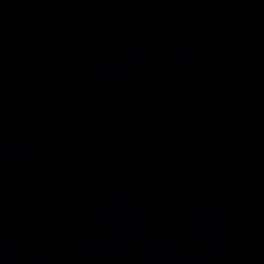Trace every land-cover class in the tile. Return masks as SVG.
<instances>
[{"label":"water","instance_id":"95a60500","mask_svg":"<svg viewBox=\"0 0 264 264\" xmlns=\"http://www.w3.org/2000/svg\"><path fill=\"white\" fill-rule=\"evenodd\" d=\"M0 264H264V0H0Z\"/></svg>","mask_w":264,"mask_h":264}]
</instances>
